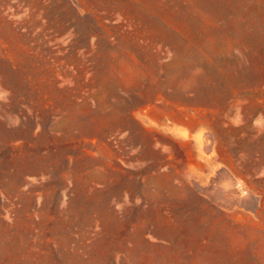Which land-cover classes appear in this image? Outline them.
Returning <instances> with one entry per match:
<instances>
[{"label": "rangeland", "instance_id": "374dc122", "mask_svg": "<svg viewBox=\"0 0 264 264\" xmlns=\"http://www.w3.org/2000/svg\"><path fill=\"white\" fill-rule=\"evenodd\" d=\"M0 264H264V0H0Z\"/></svg>", "mask_w": 264, "mask_h": 264}]
</instances>
